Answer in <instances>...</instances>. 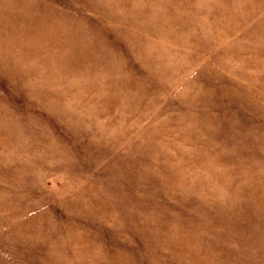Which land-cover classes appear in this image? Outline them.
Segmentation results:
<instances>
[{"label": "rangeland", "instance_id": "1", "mask_svg": "<svg viewBox=\"0 0 264 264\" xmlns=\"http://www.w3.org/2000/svg\"><path fill=\"white\" fill-rule=\"evenodd\" d=\"M0 264H264V0H0Z\"/></svg>", "mask_w": 264, "mask_h": 264}]
</instances>
